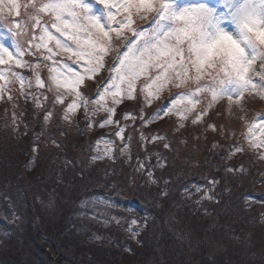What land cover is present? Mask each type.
<instances>
[{
  "label": "trees",
  "instance_id": "obj_1",
  "mask_svg": "<svg viewBox=\"0 0 264 264\" xmlns=\"http://www.w3.org/2000/svg\"><path fill=\"white\" fill-rule=\"evenodd\" d=\"M170 87L147 126L138 91L95 92L70 118L42 97L36 116L0 111V264H264V149L242 122L195 123ZM122 109L105 158L87 135Z\"/></svg>",
  "mask_w": 264,
  "mask_h": 264
},
{
  "label": "rangeland",
  "instance_id": "obj_2",
  "mask_svg": "<svg viewBox=\"0 0 264 264\" xmlns=\"http://www.w3.org/2000/svg\"><path fill=\"white\" fill-rule=\"evenodd\" d=\"M169 83L176 102L198 112L195 123L215 130V117L242 122L264 148V0H0L5 121L17 111L36 116L43 101L70 118L95 92L124 101L138 91L147 126L150 112L152 120L171 113L168 92L165 104H156ZM203 98L215 99L211 114L197 108ZM26 101L33 110H22ZM130 121L122 109L86 139L94 148L103 143L99 149L110 157L108 144L122 140L121 123Z\"/></svg>",
  "mask_w": 264,
  "mask_h": 264
}]
</instances>
